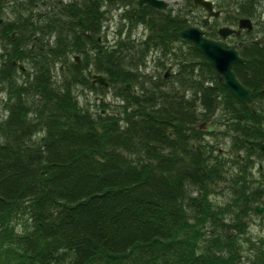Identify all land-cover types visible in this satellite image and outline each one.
I'll list each match as a JSON object with an SVG mask.
<instances>
[{
	"label": "trees",
	"instance_id": "1",
	"mask_svg": "<svg viewBox=\"0 0 264 264\" xmlns=\"http://www.w3.org/2000/svg\"><path fill=\"white\" fill-rule=\"evenodd\" d=\"M0 19V264H264V247L204 230L219 173L188 146L195 124L214 101L238 102L218 115L237 136L254 115L170 35L183 17L136 0H0ZM251 52L232 70L256 91Z\"/></svg>",
	"mask_w": 264,
	"mask_h": 264
},
{
	"label": "flooded vegetation",
	"instance_id": "2",
	"mask_svg": "<svg viewBox=\"0 0 264 264\" xmlns=\"http://www.w3.org/2000/svg\"><path fill=\"white\" fill-rule=\"evenodd\" d=\"M163 1L168 4L164 10L148 6L170 17H183L186 22L184 28H197L204 38L235 51L242 61L231 65L233 74L235 64L245 62L249 56L253 58L251 50L259 51L264 58V0ZM143 5L147 4L138 6ZM168 8L171 9L170 14L166 11ZM109 14H112V11ZM109 17L105 28L107 30L113 27L117 20L114 13ZM142 31V27H138L135 34L141 35ZM10 37L13 38V33H10ZM168 69L170 70V67ZM20 70L24 69L21 67ZM168 71L166 76L169 75ZM246 89L250 91V100L240 102L254 115L250 135L237 136L232 133L229 130L228 118L219 121L218 115L224 111L222 107L229 109L238 102L214 101L213 109L207 111L195 124V129L199 132L198 139L190 142L188 146L193 149L198 142L204 149L206 161L216 165L220 175L209 181L212 190L208 198L214 206L211 214H214V217L213 222L205 227V233H221L228 238L234 237L237 241L239 239L243 249L252 250L257 246L264 247V151L246 146L243 140L258 142L264 148V86L256 91ZM206 127H211L212 130L208 131Z\"/></svg>",
	"mask_w": 264,
	"mask_h": 264
},
{
	"label": "water",
	"instance_id": "3",
	"mask_svg": "<svg viewBox=\"0 0 264 264\" xmlns=\"http://www.w3.org/2000/svg\"><path fill=\"white\" fill-rule=\"evenodd\" d=\"M136 2L138 5L147 4L159 10L166 9L168 5L163 0H136ZM166 11L170 14L171 9L168 8ZM1 21L2 20L0 19V22ZM80 21V17L77 18V22ZM170 35L174 38H181L190 42L203 56L207 65L212 68L215 78L235 99L244 102L250 100V91L238 82L230 69L233 63L242 61L232 48L204 38L201 31L194 27H186L177 32L172 31ZM18 66L20 68L22 67L21 64H18ZM124 70L126 71V69ZM166 73L167 71L164 73V77L166 76ZM91 83H97L107 87V82L101 74H93L91 76ZM124 87L130 90L129 83H125ZM206 129L208 131L212 130L211 127H206ZM243 143L248 147L259 148L264 151V148L260 146L258 142L243 140Z\"/></svg>",
	"mask_w": 264,
	"mask_h": 264
},
{
	"label": "rangeland",
	"instance_id": "4",
	"mask_svg": "<svg viewBox=\"0 0 264 264\" xmlns=\"http://www.w3.org/2000/svg\"><path fill=\"white\" fill-rule=\"evenodd\" d=\"M168 1V0H167ZM112 28L113 27H111V28H109L108 29V36H107V38H110L111 37V30H112ZM135 36H137V34H135ZM152 56H154L153 54H151L150 55V57H148V62H147V66H146V69H145V71L146 72H151V70L154 68V63H153V61H152ZM149 65V66H148ZM164 70L165 69H163L162 71L164 72ZM168 73H169V71H168ZM77 95H78V101L80 102V103H82L84 100H87V102H89L90 103V105H91V108L92 109H94L95 108V106L93 105V104H95V99H96V96L97 95H95L93 92H91V91H89V90H86V89H84V90H82V92H77ZM1 98V97H0ZM105 99L106 100H110V96L108 95V96H105ZM96 105V104H95Z\"/></svg>",
	"mask_w": 264,
	"mask_h": 264
},
{
	"label": "bare ground",
	"instance_id": "5",
	"mask_svg": "<svg viewBox=\"0 0 264 264\" xmlns=\"http://www.w3.org/2000/svg\"><path fill=\"white\" fill-rule=\"evenodd\" d=\"M115 8V7H114ZM119 13V12H118ZM117 15V14H116ZM119 15V14H118ZM116 19V18H115ZM126 20V19H125ZM117 21V20H116ZM103 32V31H102ZM99 39V38H98ZM156 59V58H155ZM146 60H147V58H146ZM163 62V61H162ZM149 66V65H148ZM169 68V66H167L166 68H165V70H164V72L167 70H169L168 69ZM140 71V70H139ZM155 71V70H154ZM52 82V81H51ZM26 85V84H25ZM18 86V85H17ZM128 90V89H127ZM108 96V95H107ZM110 96V95H109ZM124 104V103H123ZM83 107V106H82ZM93 111V110H92ZM191 131H193V130H191ZM196 139V138H195ZM220 176V175H219ZM222 176V175H221Z\"/></svg>",
	"mask_w": 264,
	"mask_h": 264
}]
</instances>
